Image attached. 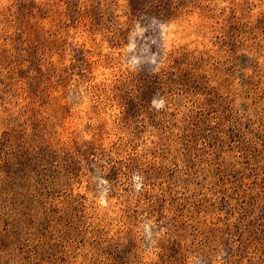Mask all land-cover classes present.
Returning <instances> with one entry per match:
<instances>
[{
  "label": "rangeland",
  "instance_id": "obj_1",
  "mask_svg": "<svg viewBox=\"0 0 264 264\" xmlns=\"http://www.w3.org/2000/svg\"><path fill=\"white\" fill-rule=\"evenodd\" d=\"M0 264H264V0H0Z\"/></svg>",
  "mask_w": 264,
  "mask_h": 264
}]
</instances>
